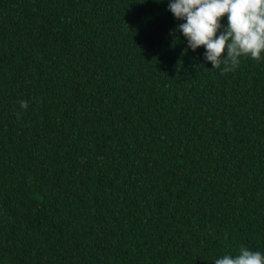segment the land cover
Listing matches in <instances>:
<instances>
[{"label": "trees", "instance_id": "obj_1", "mask_svg": "<svg viewBox=\"0 0 264 264\" xmlns=\"http://www.w3.org/2000/svg\"><path fill=\"white\" fill-rule=\"evenodd\" d=\"M167 8L0 0V264L264 253V60L211 70Z\"/></svg>", "mask_w": 264, "mask_h": 264}, {"label": "clouds", "instance_id": "obj_2", "mask_svg": "<svg viewBox=\"0 0 264 264\" xmlns=\"http://www.w3.org/2000/svg\"><path fill=\"white\" fill-rule=\"evenodd\" d=\"M167 10L183 21L173 33H181L193 52L203 46L211 70L226 74L238 69L242 58L264 60V0H168ZM28 106L19 101L21 110ZM214 264H264V253L241 245L237 254H224Z\"/></svg>", "mask_w": 264, "mask_h": 264}]
</instances>
